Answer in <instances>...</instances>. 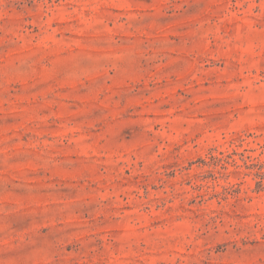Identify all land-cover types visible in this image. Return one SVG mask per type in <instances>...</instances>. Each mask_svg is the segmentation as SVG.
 Returning <instances> with one entry per match:
<instances>
[{"label": "rangeland", "instance_id": "374dc122", "mask_svg": "<svg viewBox=\"0 0 264 264\" xmlns=\"http://www.w3.org/2000/svg\"><path fill=\"white\" fill-rule=\"evenodd\" d=\"M0 264H264V0H0Z\"/></svg>", "mask_w": 264, "mask_h": 264}]
</instances>
